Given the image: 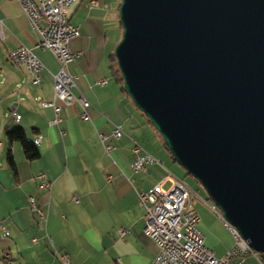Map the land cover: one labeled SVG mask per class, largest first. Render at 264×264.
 <instances>
[{"label": "crops", "instance_id": "obj_1", "mask_svg": "<svg viewBox=\"0 0 264 264\" xmlns=\"http://www.w3.org/2000/svg\"><path fill=\"white\" fill-rule=\"evenodd\" d=\"M99 2L91 7L89 0H76L69 9L70 22L81 28L71 46L83 51L70 65L78 76L74 93L90 101L88 117L80 116L78 103L63 106L57 101L62 105L61 121L50 124L54 110L41 101L53 98L52 74L59 63L50 50L36 45L38 33L17 2L0 0V18L5 23L4 37L0 36V264H63L60 254H67L72 264H117V258L124 264H139L153 262L158 252L156 240L144 232L145 208L137 191L152 188L175 161L162 136L112 74L114 49L122 36L121 0ZM21 44L45 65L38 83L9 58V52ZM103 78L107 82L100 84ZM12 112L20 114V120ZM115 125L125 132L120 138L112 134ZM17 126L32 140L41 137L37 159L29 161L19 141L9 144L6 132ZM100 133L107 135L104 143L114 147L110 153ZM132 138L155 156L156 164L146 170L132 168ZM9 148L17 175L7 162ZM41 171L52 182L49 190L38 187L35 176ZM30 195L44 208L46 219L31 211ZM208 200L193 203L205 242L220 257L235 238L220 210H214ZM120 229L126 230L124 236ZM241 264H264V258L249 255Z\"/></svg>", "mask_w": 264, "mask_h": 264}, {"label": "water", "instance_id": "obj_2", "mask_svg": "<svg viewBox=\"0 0 264 264\" xmlns=\"http://www.w3.org/2000/svg\"><path fill=\"white\" fill-rule=\"evenodd\" d=\"M123 87L264 258V0H121Z\"/></svg>", "mask_w": 264, "mask_h": 264}, {"label": "built area", "instance_id": "obj_3", "mask_svg": "<svg viewBox=\"0 0 264 264\" xmlns=\"http://www.w3.org/2000/svg\"><path fill=\"white\" fill-rule=\"evenodd\" d=\"M21 10L27 16L31 27L38 33L37 46L52 52L59 63V70L53 73L54 95L52 99L42 100L43 107H52L54 118L50 124H58L61 121L63 106H72L78 103L81 107L80 116L88 117L90 101L82 94L76 95L78 76L71 72L70 65L83 56V51L74 50L71 42L80 36L79 25L72 24L69 20V9L76 0H15ZM99 0H89V6H98ZM5 23L0 18V36L4 37ZM10 60L17 66H24L32 76V80L38 83L41 73L45 69L43 62L33 50L24 45H18L9 52ZM105 84V78L98 81ZM60 101L62 105L58 104ZM18 121L21 115L12 112ZM112 134L120 138L125 134L122 127L115 125ZM104 143L107 135L100 133ZM36 144L41 142L38 136ZM134 158L132 168L135 171L146 170L149 165L156 164L157 159L137 139L132 138ZM1 146V140H0ZM107 152L114 148L111 144L104 143ZM166 175L149 190L137 191L139 204L145 208L144 232L156 240L158 252L151 263L139 264H241L249 255H257L248 239H241L232 225L224 219L222 213L209 199L212 208L218 212L225 225L235 238L233 246L223 256H216L214 251L206 244L205 235L200 228V215L194 206L193 191L187 182L167 169ZM38 187L49 190L52 182L43 171L36 174ZM168 182V185H165ZM76 201L77 198L74 197ZM29 208L39 218L46 219L44 208L37 202L33 195L28 197ZM5 229V226H1ZM125 229H120V235L124 236ZM37 241L36 238H34ZM8 258V254L5 255ZM63 264H72L67 254H60ZM117 264H124L120 258Z\"/></svg>", "mask_w": 264, "mask_h": 264}, {"label": "trees", "instance_id": "obj_4", "mask_svg": "<svg viewBox=\"0 0 264 264\" xmlns=\"http://www.w3.org/2000/svg\"><path fill=\"white\" fill-rule=\"evenodd\" d=\"M119 24H120V20H119ZM120 28L122 29L121 24H120ZM113 60L115 62V65H113L111 67L112 74L115 77V79L117 80V82L121 85L122 90L127 94V92L125 91V89L123 87L122 76H121V73H120V71L118 69V66H117L116 59H115L114 55H113ZM147 120L149 121L150 124H152V122L148 118H147ZM6 136H7V139L9 141V144H12L14 141H19L21 143L23 151H24V154H25V157L29 161L35 160V159H37L40 156V150H39L37 144L35 143L34 140H32V139L27 137V134H26L25 129L23 127L17 126L15 128L8 129L7 132H6ZM166 148L171 153L170 149L167 146H166ZM171 155H172V153H171ZM172 158L174 159V161H176V159L174 158L173 155H172ZM7 162H8V165H9L10 169L13 171V173L15 175H17V164H16V161H15L14 156L12 154L11 148H9L8 151H7Z\"/></svg>", "mask_w": 264, "mask_h": 264}, {"label": "rangeland", "instance_id": "obj_5", "mask_svg": "<svg viewBox=\"0 0 264 264\" xmlns=\"http://www.w3.org/2000/svg\"><path fill=\"white\" fill-rule=\"evenodd\" d=\"M171 172L176 176L183 178L191 190L193 191V199L196 203L202 202V199H207L208 194L205 188L199 183L187 170L181 166L177 161L171 164ZM219 209V208H218Z\"/></svg>", "mask_w": 264, "mask_h": 264}, {"label": "bare ground", "instance_id": "obj_6", "mask_svg": "<svg viewBox=\"0 0 264 264\" xmlns=\"http://www.w3.org/2000/svg\"><path fill=\"white\" fill-rule=\"evenodd\" d=\"M231 225H232V224H231ZM232 227H233L237 232H239L238 229H237L236 227H234L233 225H232ZM239 235H240L241 239H246V238H244L240 233H239ZM260 254H261V253L257 252V255H260Z\"/></svg>", "mask_w": 264, "mask_h": 264}]
</instances>
